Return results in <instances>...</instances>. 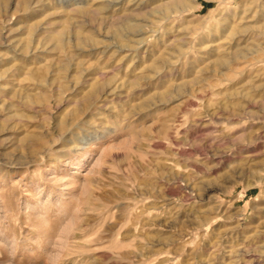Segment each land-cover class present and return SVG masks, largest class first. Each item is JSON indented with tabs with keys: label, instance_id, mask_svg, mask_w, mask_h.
Here are the masks:
<instances>
[{
	"label": "rangeland",
	"instance_id": "1",
	"mask_svg": "<svg viewBox=\"0 0 264 264\" xmlns=\"http://www.w3.org/2000/svg\"><path fill=\"white\" fill-rule=\"evenodd\" d=\"M0 264H264V0H0Z\"/></svg>",
	"mask_w": 264,
	"mask_h": 264
}]
</instances>
